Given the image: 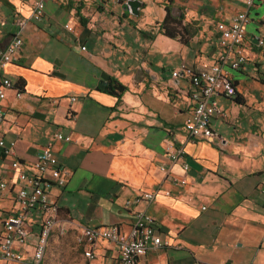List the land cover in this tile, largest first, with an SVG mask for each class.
Listing matches in <instances>:
<instances>
[{
  "label": "crops",
  "instance_id": "1",
  "mask_svg": "<svg viewBox=\"0 0 264 264\" xmlns=\"http://www.w3.org/2000/svg\"><path fill=\"white\" fill-rule=\"evenodd\" d=\"M35 1L0 0V49L13 39L15 19H26L22 46L3 72L21 95L9 89L0 101V139L15 141L28 166L51 144L67 172L65 186L51 188L57 221L39 264L58 245L72 259L79 250L80 264H119L115 244L94 242L88 258L76 236L109 224L127 230L137 210L154 218L163 242L139 264H264V0H44L40 21L31 16ZM166 6L186 27L182 35L164 33ZM244 10L247 62L229 70L236 94L217 96L225 114L212 119V139H191L184 129L190 85L171 72L215 56L216 23ZM110 80L125 91L103 89ZM56 132L72 139H55ZM168 143L184 148L188 170L169 162ZM7 161L0 146V234L18 187ZM143 192L155 198L125 208ZM26 222L25 260L0 257V264L32 259L40 219L32 212Z\"/></svg>",
  "mask_w": 264,
  "mask_h": 264
},
{
  "label": "built area",
  "instance_id": "2",
  "mask_svg": "<svg viewBox=\"0 0 264 264\" xmlns=\"http://www.w3.org/2000/svg\"><path fill=\"white\" fill-rule=\"evenodd\" d=\"M251 5L253 0H245ZM44 0H36L33 6L32 18L40 21L44 13ZM249 21L247 10L239 11L228 20L216 23L218 31L219 51L215 56H207L198 66H188L181 63L172 72L174 78H186L189 82V96L192 108L184 120V129L191 139H212L214 131L211 121L214 117L224 116L219 107L217 96H234L236 88L229 77V70L243 69L247 62L244 50L245 28ZM17 31L12 41L0 49V101L6 97L9 89L15 90V95H21V89L14 87L11 79L4 75V68L12 62L13 55L22 46L21 31L26 23L24 17L15 19ZM68 27V25H66ZM261 42V41H260ZM84 48V47H83ZM3 111L0 108V120ZM55 139L69 141L71 134L56 132ZM15 141L6 142L0 139V146L8 166L13 172V180L18 185L15 196V208L2 220L0 234V257L14 262L25 260L24 248L27 245L29 228L27 216L35 212L40 219L39 232L33 249L32 259L28 264H39L47 250L46 233H52L56 225L58 205L51 196V188H61L67 182V172L59 164L51 144H47L38 153L36 159L28 166L16 152ZM165 154L172 164L179 163L184 170H188V163L184 161L185 151L182 146L168 143ZM159 169L163 178L171 175L168 165L161 164ZM172 180L178 184H185L186 178L173 176ZM5 181H0V189L5 188ZM159 188V187H158ZM259 189L264 193V177ZM155 198V192H143L132 200L124 203L125 208L139 201L149 202ZM80 244L86 246L88 258L95 254L91 250L92 244L98 240H107L117 246L119 264H139L140 259L148 250L163 246L161 235L155 225L154 218L145 210H137L133 223L127 230H122L117 224L97 227H84L76 236ZM217 264H231L221 261Z\"/></svg>",
  "mask_w": 264,
  "mask_h": 264
},
{
  "label": "trees",
  "instance_id": "3",
  "mask_svg": "<svg viewBox=\"0 0 264 264\" xmlns=\"http://www.w3.org/2000/svg\"><path fill=\"white\" fill-rule=\"evenodd\" d=\"M166 10L167 14L162 23L164 33L170 37H176L177 35H182L183 31L186 32V27L182 25L181 19L172 15L171 7L166 6ZM113 82L114 83L112 84V80H110L108 85L106 84L103 89L111 94L119 96L125 91L126 86L116 80H113ZM236 100L241 101L240 97H237Z\"/></svg>",
  "mask_w": 264,
  "mask_h": 264
},
{
  "label": "rangeland",
  "instance_id": "4",
  "mask_svg": "<svg viewBox=\"0 0 264 264\" xmlns=\"http://www.w3.org/2000/svg\"><path fill=\"white\" fill-rule=\"evenodd\" d=\"M196 47H202L198 44L194 45ZM207 57V56H206ZM204 57L203 60L206 58ZM202 60V61H203ZM200 61V63L202 62ZM184 63V62H183ZM200 65V64H199ZM190 66V65H188ZM49 242V238L47 240V243ZM79 250H76L74 258H70L68 253H65L62 246H55V248L52 249V251L47 252L44 264H80L79 262ZM85 254V252H84Z\"/></svg>",
  "mask_w": 264,
  "mask_h": 264
},
{
  "label": "bare ground",
  "instance_id": "5",
  "mask_svg": "<svg viewBox=\"0 0 264 264\" xmlns=\"http://www.w3.org/2000/svg\"><path fill=\"white\" fill-rule=\"evenodd\" d=\"M49 236H50V233H46V243H47V240H48ZM42 259H43V258H42ZM42 259L40 260V262L42 261ZM40 262H39V263H40Z\"/></svg>",
  "mask_w": 264,
  "mask_h": 264
},
{
  "label": "water",
  "instance_id": "6",
  "mask_svg": "<svg viewBox=\"0 0 264 264\" xmlns=\"http://www.w3.org/2000/svg\"><path fill=\"white\" fill-rule=\"evenodd\" d=\"M134 1H135V0H134ZM132 11L136 13L135 10H132ZM106 84H107L106 82H102V85H103V86H106ZM103 86H102V88H103Z\"/></svg>",
  "mask_w": 264,
  "mask_h": 264
}]
</instances>
